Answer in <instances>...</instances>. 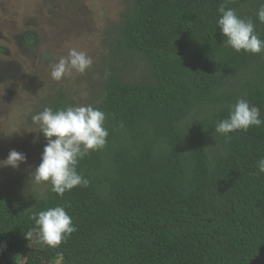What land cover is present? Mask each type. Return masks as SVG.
Masks as SVG:
<instances>
[{"label":"trees","instance_id":"obj_1","mask_svg":"<svg viewBox=\"0 0 264 264\" xmlns=\"http://www.w3.org/2000/svg\"><path fill=\"white\" fill-rule=\"evenodd\" d=\"M117 46L141 57L152 83L111 76L100 110L107 144L77 166L89 180L29 203L0 193V264H251L264 262V125L215 132L243 98L264 120V52L226 47L222 3L251 18L264 0H133ZM57 100L53 110L63 109ZM57 205L77 231L53 248L33 215ZM31 233V235H29Z\"/></svg>","mask_w":264,"mask_h":264},{"label":"rangeland","instance_id":"obj_2","mask_svg":"<svg viewBox=\"0 0 264 264\" xmlns=\"http://www.w3.org/2000/svg\"><path fill=\"white\" fill-rule=\"evenodd\" d=\"M133 12V0H0V160L12 149L27 156L17 169L0 168V193L14 191L31 203L50 185L31 178L47 143L33 115L53 109L57 100L63 109H100L111 76L130 83L154 81L141 57L116 44ZM71 49L90 55L92 67L53 80L52 65ZM16 260L23 264L26 258Z\"/></svg>","mask_w":264,"mask_h":264},{"label":"clouds","instance_id":"obj_3","mask_svg":"<svg viewBox=\"0 0 264 264\" xmlns=\"http://www.w3.org/2000/svg\"><path fill=\"white\" fill-rule=\"evenodd\" d=\"M217 11V26L226 38L223 41L226 47L237 53L243 51L255 55L264 52V39L256 32L251 18H241L235 9L226 7L225 3ZM257 18L264 23V3L257 10ZM93 63V58L86 52L71 49L67 57L52 65L51 78L60 81L73 70L83 74ZM260 111V107L241 98L231 106L228 117L217 123L215 132L230 139L229 133L260 127L264 125ZM105 121L106 114L91 105L69 106L55 111L46 107L33 115L32 122L39 126L47 141L41 162L31 174L34 182L50 184L51 191L61 197L75 187H87L90 182L78 172L77 166L90 152L102 150L107 144L109 132ZM26 161V154L12 149L6 159L0 160V168L10 166L17 169ZM257 168L258 172L252 175L264 174V158L257 161ZM32 218L39 239L49 247H59L78 230L73 218L60 205L39 211Z\"/></svg>","mask_w":264,"mask_h":264},{"label":"water","instance_id":"obj_4","mask_svg":"<svg viewBox=\"0 0 264 264\" xmlns=\"http://www.w3.org/2000/svg\"><path fill=\"white\" fill-rule=\"evenodd\" d=\"M252 263H253V262H252ZM252 263H251V264H252ZM263 264H264V262H263Z\"/></svg>","mask_w":264,"mask_h":264}]
</instances>
